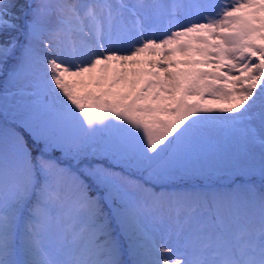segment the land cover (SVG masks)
Listing matches in <instances>:
<instances>
[{"label":"snow or ice","instance_id":"snow-or-ice-1","mask_svg":"<svg viewBox=\"0 0 264 264\" xmlns=\"http://www.w3.org/2000/svg\"><path fill=\"white\" fill-rule=\"evenodd\" d=\"M0 80V264H264V0H0Z\"/></svg>","mask_w":264,"mask_h":264},{"label":"rangeland","instance_id":"rangeland-1","mask_svg":"<svg viewBox=\"0 0 264 264\" xmlns=\"http://www.w3.org/2000/svg\"><path fill=\"white\" fill-rule=\"evenodd\" d=\"M18 2L19 3H25L26 0H18ZM146 58L156 59V57H146ZM176 58H182V57L177 56ZM2 91H3V82H2V80H0V92H2ZM195 182L198 183V184H203L204 183V181L199 179V178H197ZM141 183H143L142 180H141ZM191 183H192L191 181H186V182H184L183 185H179V186L181 188H187V187H189L191 185ZM145 187L153 188V187H151V186H149L147 184H145ZM155 190L159 191L156 188H155ZM177 190H181V189H177Z\"/></svg>","mask_w":264,"mask_h":264},{"label":"trees","instance_id":"trees-1","mask_svg":"<svg viewBox=\"0 0 264 264\" xmlns=\"http://www.w3.org/2000/svg\"><path fill=\"white\" fill-rule=\"evenodd\" d=\"M57 154H59V153H57ZM133 178V177H132ZM133 179H136V178H133Z\"/></svg>","mask_w":264,"mask_h":264}]
</instances>
